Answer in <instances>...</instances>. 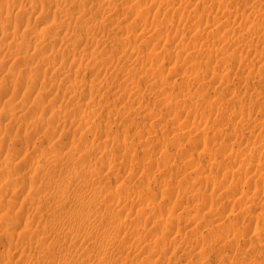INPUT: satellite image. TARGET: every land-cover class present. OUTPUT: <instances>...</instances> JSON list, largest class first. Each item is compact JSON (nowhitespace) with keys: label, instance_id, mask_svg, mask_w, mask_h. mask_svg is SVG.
Segmentation results:
<instances>
[{"label":"rangeland","instance_id":"rangeland-1","mask_svg":"<svg viewBox=\"0 0 264 264\" xmlns=\"http://www.w3.org/2000/svg\"><path fill=\"white\" fill-rule=\"evenodd\" d=\"M227 1L0 0V264H264V0Z\"/></svg>","mask_w":264,"mask_h":264},{"label":"bare ground","instance_id":"bare-ground-1","mask_svg":"<svg viewBox=\"0 0 264 264\" xmlns=\"http://www.w3.org/2000/svg\"><path fill=\"white\" fill-rule=\"evenodd\" d=\"M223 1L225 2V1H227V0H223ZM232 1H233V0H232ZM217 2H218V1H217ZM217 2H216V3H217ZM219 2H220V1H219ZM227 2H228V1H227ZM225 3H226V2H225ZM229 3H231V1H230ZM253 3H254V2H253ZM217 4H218V3H217ZM228 6H229V5H228ZM228 6H227V7H228ZM257 12H258V9H257ZM253 14H254V13H253ZM225 23H226V22H225ZM225 23H224V24H225ZM227 25H228V24H227ZM224 26H225V25H224ZM226 31H227V30H226ZM224 32H225V31H224ZM213 53H214V52H213ZM142 211H143V210H141L140 213H142ZM143 213H144V212H143ZM133 219H134V218H133ZM136 220H137V219H136Z\"/></svg>","mask_w":264,"mask_h":264}]
</instances>
